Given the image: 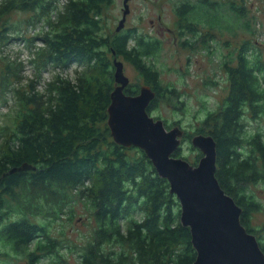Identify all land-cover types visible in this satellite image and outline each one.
Wrapping results in <instances>:
<instances>
[{"label": "trees", "instance_id": "obj_1", "mask_svg": "<svg viewBox=\"0 0 264 264\" xmlns=\"http://www.w3.org/2000/svg\"><path fill=\"white\" fill-rule=\"evenodd\" d=\"M206 1L187 0L177 6L175 25L180 36L199 35L202 20L211 32L218 31L221 13L230 10L247 22L251 37L228 42L223 66L228 93L213 108L203 103L195 113L198 123L192 132L215 139L216 176L242 208V224L256 235L264 251V226L253 225L254 214L264 212V201L249 190L255 185L264 191V127L260 125L264 43L253 37L262 20L238 0ZM115 2L0 0V46L23 44L35 66V78L22 85L25 60L19 53L15 59L0 53V106L9 93L17 96L5 122L0 121V264H42L45 259L48 264H193L196 260L190 228L182 224L181 205L169 181L159 175L143 149L119 144L111 135L108 109L117 86L116 61L124 63V70L125 64L133 66L142 81L129 84L125 93L136 95L143 85L156 93L148 107L150 115L160 110L165 99L176 106L185 103L179 89L165 84L151 62L163 51L161 39L136 27L112 28L110 10ZM17 14L26 16L15 19ZM181 46L189 44L181 42ZM74 63L73 78L58 72L44 92L37 90L44 70L65 72ZM249 114L259 120L253 132L248 131ZM163 120L166 126L175 123ZM191 135L182 141L192 144ZM181 150L182 146L175 156L188 159ZM199 155L194 165L203 156L201 151ZM80 201L86 211L82 221L86 217L94 224L77 244L66 237V223L77 220ZM66 251L75 254V263H69Z\"/></svg>", "mask_w": 264, "mask_h": 264}, {"label": "rangeland", "instance_id": "obj_2", "mask_svg": "<svg viewBox=\"0 0 264 264\" xmlns=\"http://www.w3.org/2000/svg\"><path fill=\"white\" fill-rule=\"evenodd\" d=\"M187 0H129L130 11L126 16L125 27H136L140 31H147L149 34L156 35L163 42V51L157 57L151 58V62L157 70L161 72V79L166 84H172L181 93L180 100L185 102L182 105L178 99L176 103H180L177 106L170 102L169 99H165L162 102L160 110H157L153 116H161L157 119H169L170 122H175L166 126L171 130L175 126H180L184 130V137L188 134L193 136V128L197 125L198 120L195 118V113L199 111L203 103H206L208 107H215L222 102L226 94L228 93V75L223 67L227 61V54L229 50V44H237L244 39L251 37L248 34L247 22L239 20L230 10L227 13H221V21L218 22L217 29L211 32L212 29L209 25H204V21L200 22L201 25L199 35L192 36L191 34L179 35V27L175 25L177 17L176 8L182 2ZM191 2H200L201 0H189ZM214 2L215 0H209ZM209 1L207 0L206 2ZM222 1V0H221ZM241 3H246L247 7L251 11L250 14H255L261 18V28L258 29L257 35L253 36L255 40L260 44L264 43V0H238ZM190 2V3H191ZM217 2H220L217 1ZM116 4L110 10V13L114 16L111 19L112 28H117L120 20L123 17V0H116ZM207 11V10H206ZM25 14H17L15 19H23ZM203 18V17H202ZM258 27V26H257ZM206 29H209L206 31ZM175 32V33H173ZM204 32V33H202ZM216 33V34H215ZM221 33V34H220ZM181 42L189 44L188 47H182ZM261 43V44H263ZM230 45V46H231ZM37 47H41L42 43H36ZM264 51V47L260 46ZM20 49V51H17ZM0 53L2 56L9 59H15L18 56L25 60L22 64L23 67V81L22 85L28 84L35 78V66L30 55V50L24 49L23 44L19 47H1ZM18 58V57H17ZM226 58V59H225ZM76 63H74L68 70L56 71L44 70L42 80H38L36 88L39 92L46 90V85L55 77L56 73L60 72L65 77L73 78L76 71ZM125 74L130 79V84L142 83L139 78V74L136 69L125 64ZM17 85V83H15ZM17 96L11 92L8 94V98L5 104L0 106V121L3 124L6 116L11 112V109L16 104ZM185 106L186 112H183ZM3 116H5L3 118ZM201 114L199 115V117ZM250 120L248 122V131H255L258 126L259 120H253L249 114ZM156 119V117H155ZM178 121L180 123H178ZM260 125L264 127V119H260ZM198 135V134H197ZM194 137V136H193ZM192 141V139H191ZM2 140L0 139V144ZM182 152L188 157L191 164L194 165V161L199 158V150L192 149L190 140L186 142L182 141ZM194 147V146H193ZM202 157H200L201 159ZM199 159V160H200ZM249 190H253L258 194V197L262 198L264 191L262 186H250ZM78 218L72 224L66 223V237L72 239L75 243L81 244L83 237L89 235L91 231V224L93 221H89L86 216L84 204L80 201V204L76 207ZM66 220V219H64ZM254 226H264V212L254 214ZM259 227L258 229H260ZM256 231V230H255ZM56 233V231L54 232ZM67 253V251L65 252ZM67 259L69 263H75V254L67 253ZM42 264H48V260L45 259Z\"/></svg>", "mask_w": 264, "mask_h": 264}, {"label": "water", "instance_id": "obj_3", "mask_svg": "<svg viewBox=\"0 0 264 264\" xmlns=\"http://www.w3.org/2000/svg\"><path fill=\"white\" fill-rule=\"evenodd\" d=\"M123 1L117 30L125 26L130 11L129 0ZM116 66L117 86L108 109L111 135L119 144L143 149L159 175L169 181L181 205L182 224L191 231L197 252L193 264H264V251L256 235L242 224V208L216 176L217 144L213 136L198 134L192 138V145L203 154L197 165L175 156L184 130L180 126L168 130L162 119L150 115L148 107L156 96L150 86L143 85L136 95L125 93L130 79L122 61H116Z\"/></svg>", "mask_w": 264, "mask_h": 264}, {"label": "flooded vegetation", "instance_id": "obj_4", "mask_svg": "<svg viewBox=\"0 0 264 264\" xmlns=\"http://www.w3.org/2000/svg\"><path fill=\"white\" fill-rule=\"evenodd\" d=\"M173 33H175V32H173Z\"/></svg>", "mask_w": 264, "mask_h": 264}, {"label": "clouds", "instance_id": "obj_5", "mask_svg": "<svg viewBox=\"0 0 264 264\" xmlns=\"http://www.w3.org/2000/svg\"><path fill=\"white\" fill-rule=\"evenodd\" d=\"M182 144V143H181Z\"/></svg>", "mask_w": 264, "mask_h": 264}]
</instances>
